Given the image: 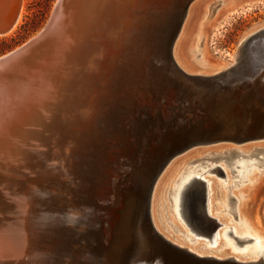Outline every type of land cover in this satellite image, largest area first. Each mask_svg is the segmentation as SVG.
<instances>
[{
  "label": "water",
  "instance_id": "95a60500",
  "mask_svg": "<svg viewBox=\"0 0 264 264\" xmlns=\"http://www.w3.org/2000/svg\"><path fill=\"white\" fill-rule=\"evenodd\" d=\"M109 1L111 3L108 4ZM123 1L101 0V3L97 5L98 7H94L93 16L88 12V21H84L81 35L77 36L72 46L65 51L64 58H58L57 51L60 48L58 45L64 40V35H67V37L70 35V29L65 30L66 25H64V22L66 15L76 6V1L74 0H58L50 16V22L46 23V27L36 38L0 57V83L11 78V76L31 72L34 69L46 66L49 62L54 63V67L57 69L58 86L64 80L69 86L73 82L67 97L72 108L73 104H79L84 101L87 95L85 93H88V90L92 89L89 85L91 81H94L93 72L95 69H92L90 65L81 66V63L76 62L81 54V50L85 46H92L93 43L98 45L99 50L91 60V62L96 63V58L99 59V56L104 58L108 52L102 45L104 41L103 37L110 38L114 42L112 43L111 55L108 59L115 67L114 79L115 77L118 79L115 83L118 90L115 91L116 97L109 108L108 120L116 133H127L130 127L129 119L133 118L130 120L133 121V131L131 130V132L137 133L139 143L138 153L132 152L130 156L126 157L127 161L132 160L131 164L127 166L128 172L122 175L121 180H114L112 182L108 200L105 201L104 205L99 206L100 210H103L102 212L107 211L109 215L107 220L102 221L97 218V221L95 220L90 229L84 228L82 233H80L83 238H86L83 245L86 252H88V258L79 264H112L114 261L118 264H156L154 258L156 254L159 255L160 264H264V259L262 258L257 261L243 262L233 258L221 259L211 256H198L185 251L183 248L172 246L156 232L151 221V192L154 183L161 171L173 158L197 146L218 142L243 144L264 139V120L262 119L258 125L253 124L252 120L248 123L247 120L249 116L253 118L255 114V112L248 111L250 106L252 110L254 109L252 107L253 98L258 99V101L261 100L260 95L256 92L261 91L260 89L262 88L259 86L261 83H264V56L261 57V50L264 48V30L249 36L239 44L238 52L241 53V59L233 68L229 69L219 78L213 80H207L206 77L189 78L177 69L171 55L166 51L168 33L174 25L178 23L182 25L187 15L185 10L182 13L171 11L169 16H165L159 22V30L155 35L153 34V36H156V39L154 40L152 36L155 41L154 46L149 48L151 55H148L147 51L149 49L146 47L150 41L152 46L153 40L151 38L146 39L147 36L145 34L149 27L144 25L145 19H141L140 21L138 18L128 17L131 20H135L131 27L134 34L132 40V44L134 41V45L131 51L125 50V45H123L124 35L119 34L117 35L118 40L114 39L116 26L127 17L120 15L115 9L117 2L122 3ZM103 2L104 5H102ZM107 4L111 9L109 10L110 16L105 22V20L100 18L99 12ZM112 16H118L116 18L118 24H116L113 30L105 31L109 27L110 23L108 22L111 21ZM69 22H71L70 19ZM138 26L139 31H137ZM120 37H123L122 42L119 40ZM254 41H256V44L254 43L255 47L251 50L250 46ZM120 47H122V52L118 53ZM130 52L133 54L131 59L127 55ZM147 55L149 59L145 64V68L148 73H152L150 77L151 83L157 81V84L153 86L155 87L154 89L150 87L148 90L152 95L151 105L136 108L134 97L140 85V81L137 79L144 78L143 74L139 72L145 69L141 68L140 64L143 63L142 60ZM100 59L99 62L102 60ZM254 61L257 63L255 66ZM68 63L71 65H68ZM259 64L260 66L257 68ZM98 66L99 64H97ZM147 82L149 83V81ZM73 86L74 89L81 88V90L75 92L74 89H71ZM192 86L195 87V91L191 90ZM22 87L20 86L16 91L14 90L13 95L15 98H12L13 102L10 104L6 102L0 104V112L3 109L7 110L6 118L13 119L14 121L17 120V117L19 119L21 116L24 118L31 115L35 120H42V124L25 125L23 127L24 132L49 133L45 129V125L56 123L58 126L62 116L61 111L57 112L56 110L44 113V111L36 108L37 106L35 108L32 107V103L36 101L37 103L42 101L43 104L50 106V103H48L50 98L48 96L44 97L45 100L42 98L40 100L38 98L36 100L32 99L22 109L23 101L28 98L29 93L31 95L30 91L35 87V82H32V84L27 83L25 86L26 94L24 99L18 98L16 95V92L21 90L20 88ZM139 89L141 88L139 87ZM251 93L253 95L249 96L248 94ZM222 99H225L224 101L229 104V107L224 111V115L229 116V127L233 130L231 132L233 133L232 135H217L222 129H219V125L215 122V119L209 117L210 115L208 114L207 101L212 103V100L220 101ZM262 99V103L264 104V98ZM243 100H248L246 105H242ZM60 105L59 110L63 108V104ZM127 120L128 123H126ZM155 139L158 140L157 144ZM28 151L31 152L30 150ZM140 159H144L145 161L141 162L139 161ZM227 163L230 166L234 162L231 159L227 160ZM140 166H145L146 171L144 175L137 172ZM239 167L241 166L236 165L232 169V172L235 173L236 168ZM214 171L218 175H224L223 170L219 166L207 172ZM192 180L191 187L185 192L183 204L184 216L182 218L194 233L210 236L220 224L206 211L205 181L197 177H193ZM141 195V214L144 220L143 225L145 229L143 230L145 233L142 231H139V233L143 234L141 236L144 239L146 238L148 243L147 249L137 246L135 242H130L127 246L123 244L122 240L125 241V238L122 230H120L121 224H123L124 218L127 216L125 213L128 211V208L130 209L128 201L131 202L132 200V204H135L134 198L139 200ZM53 218L46 215L40 220L43 228L39 234H41L44 240L48 241L52 249L59 250L63 254L70 244H72V231L60 223L57 226H61V233L56 231V236L49 235L47 231L52 228L51 225H54L51 223L54 221ZM134 219L138 221L136 212H134ZM7 227L4 219H0V264H27L30 259L27 253L21 257H17V255L13 256L11 254V247L7 248L8 244L4 242L9 235ZM128 230L131 232V240L134 241L135 234L138 233L137 229L129 226ZM227 234L232 235V231H228ZM31 235L38 242L44 244L39 239V236L34 235L33 232H31ZM234 238L238 241L236 237ZM154 248L156 249L154 250ZM141 249H144L143 252L145 254L137 253ZM107 253H110V255H106ZM132 253H134V256H132ZM103 254L106 256V258L104 257V261H102ZM139 255H142V257Z\"/></svg>",
  "mask_w": 264,
  "mask_h": 264
},
{
  "label": "rangeland",
  "instance_id": "374dc122",
  "mask_svg": "<svg viewBox=\"0 0 264 264\" xmlns=\"http://www.w3.org/2000/svg\"><path fill=\"white\" fill-rule=\"evenodd\" d=\"M10 1L4 0L5 3L2 2L1 4L0 13L3 16H7V13L11 10L13 2L11 3ZM57 1L58 0H22V14L19 24L10 34L0 35V57L18 49L20 46L33 39L50 19ZM222 3L223 0H124L122 3L117 2L115 9L120 15L127 17L132 16L138 18L140 21L141 19H145L144 25L149 27L145 34L147 36L146 39L151 38L153 40L154 38L155 40L156 36H153V34L155 35L157 33L159 30L158 24L165 16H169L171 11L182 13L185 10L187 15L182 23V25H184L189 10L193 6V12L190 14L189 20L187 19V24H190V21H192V28L190 29L186 50L189 58L188 62H190L195 69L199 66L196 63L200 62L201 54L205 56L202 62L208 61L213 64L222 63L230 65L242 39L250 32L264 25V0L252 1L249 9L247 8L228 19H223L225 9L220 6ZM117 17L118 16H112L111 21L108 22L110 25L105 31L113 30L116 24H118L116 20ZM137 31H139V26ZM104 34L105 32L103 36ZM103 38L104 41L102 45L108 52L105 54L106 56H104V58L99 56V59H102H100L101 62H99L97 58L95 59L100 69H97L98 66L93 72L94 81H91L89 85L92 89H89L88 93H85L87 95L83 101L86 105H93V117L84 118L82 115L84 108L80 106L82 104H73L71 108L73 114L71 116L74 117L72 119L61 116L58 129L55 132L40 133V138L46 140L45 143L41 144L34 142L35 146L27 145L24 147V149L34 152L37 161L42 163V167L47 171V174L41 172L36 173L35 168L31 167L15 166L9 169V174H7V177H4V182H0V202L3 203V206L7 204L5 209L1 210V219H4L6 224L14 221V218H16V199L19 195L21 197L24 195L29 201L30 214L28 218V227L30 229L32 228L33 234L35 233L36 236L38 235L42 243L48 244V241L44 240L41 234H39L43 228L40 220L46 215L52 218L54 217V221L58 224L61 223V225H64L72 231V244H70L64 253L65 255L61 258L62 264H79L88 258V252H86L83 245L84 239L86 238H83L80 233H82L84 228H87V230L88 228L90 229L95 220L97 221V218L102 221L107 220L109 216L107 211L102 212L103 210H100L99 206L104 205L105 201L108 200L112 182L114 180H121L122 175L128 172L127 166L131 164L132 160L127 161L126 157L130 156L132 152L138 153L139 143L137 133L131 132V130L133 131V121L130 120L133 118L131 117V119H129L130 127L127 133H116L108 120V111L116 97L115 91L118 90L115 84L118 79L116 77V80L114 79L115 67L108 59L111 55L112 43L114 42L110 38ZM119 40L122 42L123 37H120ZM154 40L152 46L150 41L146 48L149 49L153 47ZM255 42L256 41L251 43V50L255 47ZM148 51V55H151L150 49ZM119 52H122V47ZM148 59L147 56L142 60L143 63L140 64L141 68H145ZM111 69H113V71ZM195 70L199 71L198 68ZM207 72L211 73L210 71ZM139 73L143 74L144 78L137 79L140 81L139 87L141 89L138 87V92L134 97L136 108L151 105L152 95L148 90L150 87L154 89L155 87L153 86L157 84V81H153V85H151L150 77L152 73H148L146 68ZM147 81H149V83ZM126 123H128V120ZM254 142L256 143L255 145ZM233 144L234 143L231 145L230 142H218L210 144L212 146H197L196 148L193 147V149H189L192 150L190 154H192L193 157L190 155H187V157L185 155L183 157L181 156L183 153L176 156V164L171 163L174 165L173 172H169L171 170L170 168L169 170H165L161 176L162 180L164 178L168 179L165 181V190L160 197L155 199V216L161 230L168 235L169 238L182 244V246H189L187 248H193L192 250L195 249V251L197 249V252L201 254L210 253L208 256L212 255L219 257L224 252L229 251V256L233 255L238 257L239 254L243 253L245 250H254L257 246V239L261 240V244L264 246V238H260L257 234L252 232V230L248 228L249 223H243L238 212V204H240L239 202L243 195H246L249 207L248 210L250 211V217L253 223L255 221L259 222V225L264 229V153H262L264 152V150L262 151V148H264V139L243 143L245 147L242 144V146L240 144ZM250 144L253 145L251 146ZM248 145L249 148H247ZM213 146L215 147L213 148ZM210 147H212L213 150ZM67 149H70V151H66ZM228 149H231L230 153L232 151L234 152L232 153L234 155H230V157L234 158H231L234 163L230 166L226 163V157L229 156H226L229 152ZM224 150H227V153ZM255 150L259 152L257 153ZM236 152L237 155L235 154ZM251 152L256 153L258 156H255L254 153L252 154ZM211 153L214 154L211 155ZM65 154H69L70 160H64ZM250 155L251 158H249ZM234 156L238 160L235 159ZM240 156H242V158ZM244 157L246 158L243 159ZM202 158H204V160ZM224 158H226V160ZM262 158L263 160L261 161ZM259 159L260 161H258ZM205 161H208L207 164H205ZM55 162L57 164H55ZM201 162L204 164L202 165ZM215 165L222 168L224 175H218L215 171L207 172L216 167ZM236 165H240L241 167L236 168V172L233 173L232 169L235 168ZM64 168L70 170L68 174L63 173ZM188 168L189 170L186 171ZM195 168L196 170L194 171L193 169ZM13 169H17V172H14ZM20 170L21 172H19ZM190 170L194 171L192 172V177H197L202 180L205 179L206 204L207 206L211 204L210 208L213 212V218L220 224L216 231L210 234V236L201 235V238L199 235L201 239L192 231L194 233L193 235V233L190 232V227L185 223V220L182 218L183 222L181 217L174 212L175 185L177 184V188L180 184L178 182H182L186 176L191 177ZM188 172L190 174L187 175ZM180 176L181 178L179 181ZM240 178L242 179L240 180ZM55 182H59L61 186H54ZM229 185L232 186L230 187ZM66 188H68V190H66ZM209 197L210 199H208ZM228 198H230V200H228ZM71 215H75L74 217L77 218L76 224H71L68 221ZM103 215L105 216L103 217ZM230 230L232 231V235H227V231ZM217 234H219V237ZM234 236L244 240V242L239 245ZM192 239L196 243H194ZM249 239L251 241H246ZM210 240H214L215 243L213 245L210 244L211 242L208 244ZM234 241L236 242L234 243ZM205 243L209 246L211 245V247H208ZM203 245L206 249L203 248ZM215 246L217 247L215 248ZM235 246L237 250L235 248L234 250L236 251L233 250ZM213 247L216 251H213ZM213 253H215V255ZM256 258L258 259L259 257Z\"/></svg>",
  "mask_w": 264,
  "mask_h": 264
},
{
  "label": "bare ground",
  "instance_id": "6f19581e",
  "mask_svg": "<svg viewBox=\"0 0 264 264\" xmlns=\"http://www.w3.org/2000/svg\"><path fill=\"white\" fill-rule=\"evenodd\" d=\"M71 1H73V0H71ZM74 1H76V6H74L71 9V11L67 13L66 20L64 22V25H66L65 26V30L66 29H68V30L70 29V31H69V34L70 35L68 37H67V35H64L65 38H64V40H62L63 43H62V41L61 42L59 41L60 44L58 46L60 48L57 51L58 58H60V57L64 58L65 51L72 46V43L75 42L77 36L81 35L82 25L85 23L84 21H88V15H87L88 12H90L92 14V16H93V14H94L93 13L94 7H98L97 5H99L101 3V0H74ZM145 1H147V0H145ZM252 1H255V0H227V1H224L223 0L222 5H220L222 8L225 9L224 10L225 15H224L223 19H228L229 17H231V16H233L235 14H238V13L244 11L247 8L249 9L251 7ZM2 2H4V0H0V8L2 6L1 5ZM10 2L11 3L13 2V5H12V7L10 6L11 7V10L9 11V13H7V16H3L0 13V30H1L0 31V35H8V34H10L17 27V25L19 24L20 19H21V14H22V10H21L22 9V0H11ZM109 3H111V1H109L108 4ZM108 4H107V6L104 7V9L100 10V12H99L100 18H102L103 20H105V22L108 20V17L110 16V11L109 10L111 8L108 7ZM102 5H104V2L102 3ZM192 7L189 10V13H188V16H187V19L188 20H189L190 14L193 12V9H194V7L193 8ZM7 9H9V8H7ZM128 17H125L120 22V24L118 26H116V32H115L116 35H114V39L118 40L117 35L123 34L124 35V43H123V45H125V50L126 51L127 50L128 51H131L132 48H133V45H134V41H133V44H132V40L134 38L133 37L134 34H133V31H132V28L131 27L134 24L135 20H131ZM69 19L71 20V22H69ZM187 19H186V22L184 23V25H181L180 23H178L177 25H174L170 29V31L168 33V36H167V42H166V48L167 49H166V51H167V53H169L171 55V58H172L174 64L176 65L177 69L180 72H182L186 77H189V78L197 79V78H200V77H206L207 80H213L215 78H219L221 75H223L224 73H226L229 69L233 68L235 66V64L241 59V53H239L238 50H237L236 54L233 56L234 59H233L232 63H230V65L229 64L228 65H225V64H222V63H220V64H213V63H209L208 61L207 62H202V61H204L205 56H203L201 54V58H200L201 60H200V62H197L196 63L197 65H199V66H197V68L199 69L200 72L198 70H195L197 68L194 69L192 67V64H190V62H188L189 61L188 60L189 58H188L187 50H186L187 49V46H188V38H189L190 29L192 28V21H190V24H187ZM49 22L50 21L48 20L47 23H49ZM105 22H104V24L106 25ZM45 27H46V25L44 26V28ZM44 28L34 38H36L44 30ZM263 30H264V25L261 26V27H259V28H257V29H255L254 31L250 32L248 35H246L242 39V41L240 42V44L245 39H247L249 36H251V35H253V34L257 33V32L263 31ZM66 39H67V41H65ZM95 45L96 44L93 43L92 46H88V47L85 46V48H83L81 50V54L79 55V58H77L76 62L77 63H81V66H83V65H90V67L92 69H96L97 64L94 63V62H91V60L94 57L95 53H97L98 50H99L98 49V45H96V46ZM120 49H121V47H120ZM118 53H119V51H118ZM261 53H262L261 57H263L264 56V48L261 50ZM127 55L129 56L130 59L133 57L132 52L127 53ZM98 56H99V53H98ZM69 64L70 63H68V65ZM255 64H257V63H255V61H254V66H255ZM54 66H55L54 63H50L49 62L48 64H46V66H42V67H40V68H38L36 70L34 69V70H32L31 72H28V73H23L22 75H18L17 74V75L11 76V78H8L7 80L3 81L2 82L3 84L0 83L1 84L0 85V104L3 103V102H6L7 104H10L11 102H13V99L12 98H15V96L13 95L14 94L13 92H14V90L16 91V89L19 88L20 86H23V87L20 88L21 90H18V92H16V95H17L18 98L24 99L25 94H26V91H25L26 88H25V86L27 85V83L32 84V82H35V87L30 91L31 92V95L29 93L28 98H26L25 101H23L24 103L22 105V109L25 106V104L31 102L32 99H35L36 100L38 98V100H40V98L44 99L45 96L46 97L48 96L50 98L49 99V102H48V103H50V106L43 104L42 101H40L38 103L36 101V102L32 103V107L35 108L37 106L36 108H39L41 111H44V113H46L48 111L54 112L56 110H57V112L58 111L59 112L61 111L62 117H67V118H71L72 119L74 116H71L73 114V112L71 110L70 102L68 101V98L67 97H68V94L70 92V86H72L71 84H73V82H71V84L69 86L66 83V81L64 80V82L61 85L58 86L59 83H58V79L56 77L57 69H55ZM259 66H260V64L257 65V68H259ZM97 69H100V66ZM111 70L113 71V69H111ZM207 71H210L211 73H208ZM69 81H71V80L69 79ZM259 87L262 88V89L259 88L261 91L260 92H256V93L260 95L261 100L258 101V99H254L253 98V101H252V104L253 105H252V107L255 109V111H253L254 109L253 110L251 109V106H250V109L248 111L249 112H253V113L255 112V114H254V117L253 118H251L249 116L248 119H247L248 120V123L251 122V120H252L253 121V124H255V125L256 124L258 125L261 122L262 119L264 120V104L262 103V101H263L262 98H264V83H261ZM71 89L73 90L74 89V86H73V88L71 87ZM74 90H75V92H78V91L81 90V88H77V89H74ZM191 90H194L195 91V87L192 86ZM107 92H108V90H107ZM248 95L250 96V95H253V94L251 93V94H248ZM100 96H101V94H100ZM224 100L223 99L220 100V101L219 100L218 101L215 100L216 102L214 100H212V103L210 101H207L206 106H207L208 114L210 115L209 117L214 118L215 119V122L219 125V129H222L221 132L219 134H217V135H220V134L221 135H225V134L232 135L233 133H231V132H233V130L229 127L230 126V123H229V120H228L229 119V116H225L224 115V111L229 107V104L226 103ZM208 102L211 105L210 104L208 105ZM247 102H248V100H243V102H242L243 104L242 105H246ZM60 104H63V108H61V110H59V107L61 106ZM80 104H82L80 106H82V108H84V110L82 111L83 117L84 118H92L93 117V111H94L93 110V105L92 104L86 105L85 102H81ZM19 109L21 110L20 107H19ZM0 113H1L0 114V182H2V181L4 182V177H7V174H9V171H10L9 169L12 168V167L14 168L15 166L16 167H18V166L19 167L20 166H24L26 168L27 167H31V168H35L36 173L41 172L43 174H47V171H45V169H43V167H42L43 166L42 163L37 161V158H36V155L34 154V152L31 151V150H30L31 152H29L28 149H25L24 150V147L27 146V145H29V146L30 145L31 146L34 145L35 146L34 142L41 143V144L46 142V140H43V139L40 138V133H28V132H24V130H23V127L25 125H41L42 124V122H41L42 120H40V119L35 120L33 118V116L27 114L28 117L22 118V116H21V118H19V119L17 117V120L18 121L16 120L17 121V123H16V121H14L13 119L10 120V119H7L6 118L7 117V110L3 109L2 112H0ZM45 129L48 130L49 133H53L54 131H56L58 129V126L56 125V123H54V124L52 123L51 125L50 124L49 125H45ZM257 134H259V133H257ZM157 143H158V140H156V144ZM230 144L232 145V143H230ZM255 144L256 143L254 142V145ZM215 145H217V144H215ZM210 146H212V145H210ZM204 147H205V145H204ZM214 147L215 146H213V148ZM226 147H228V146H226ZM210 148L212 149V147H210ZM247 148H249V145H248ZM231 149H234V148H231ZM240 149H241V147H240ZM230 150H229L228 153L226 152L227 150L226 151L224 150L227 153L226 156L229 155L228 157H226L227 160H231V158H233V157H230V155H234V154H232L234 152L232 151L230 153ZM260 150H261V148H260ZM263 150H264V148H262V151ZM66 151L69 152L70 149H67ZM186 151H184L183 154L181 153L182 154L181 156H183V157L185 155H186V157H187V155L188 156L189 155L192 156V154H190V152L192 150H189L188 149V151L187 152ZM262 151H260V152H262ZM255 152H257V151L255 150ZM262 153H264V152H262ZM212 154H214V153H211V155ZM235 154L237 155V152ZM65 155L66 156H64V160H67V159L70 160L69 154H65ZM251 155H250L249 158H251ZM254 155L255 156H258L256 153H254ZM216 156H218V155H216ZM242 156H244V155H242ZM242 156H240V157L242 158ZM247 156H248V154H247ZM204 158H202V159L204 160ZM226 158H224V159L226 160ZM245 158L246 157H244L243 159H245ZM173 159H175V158H173ZM235 159H237V158L235 157ZM255 159H256V157H255ZM205 160H207V159H205ZM227 160H226V163H227ZM262 160H263V158L261 159V161ZM139 161L142 162V161H145V160L144 159L143 160L140 159ZM171 161L166 165V167L158 175V177H157V179H156V181L154 183L152 192H151V199H152V201H151V221H152V225L155 228L156 232L159 235H161L166 241H168L172 246H175V247H178V248H183V249H185V251H189V252L194 253V254H196L198 256H203V255L208 256V255H210V253L207 254L205 252L206 254H201V253L197 252V249H196V251H195V249L192 250L193 248L191 249V248H187L189 246H187V247L186 246H182V244H180L178 242H175L174 240H172L171 238H169L168 235H166L161 230L158 222L156 221L157 219H156V216H155V209H154V207H155V199L158 198V197H160V195L162 194V192L165 190L164 189L165 181L168 180L166 178H164L165 180L164 179L163 180L161 179V176H162L163 172L165 170H169L170 168H171V170L169 171L170 173H172L173 170H174L173 169L174 168V165L173 164L176 162V159L173 162H171ZM209 161H210V159H209ZM258 161H260V159ZM207 162L205 161V164H207ZM212 162H213V160H212ZM249 162H250V160H249ZM171 163H173V164H171ZM201 163H200V166H201ZM55 164H57V163L55 162ZM203 164L204 163H202V165ZM215 164H216V162H215ZM175 166H177V165H175ZM215 166H217V165H215ZM223 169H224V167H223ZM16 170L17 169H15L14 172ZM21 170L19 172H21ZM187 170H189V168L186 169V171ZM193 170L195 171L196 168L193 169ZM69 171H70L69 169L68 170L65 169V168L63 169V173H65V174H68ZM145 171H146L145 170V166H143V167L140 166L139 169H137V172H139L141 175H144ZM194 171H191V177H187L186 176L182 180V182H178L180 184H179V186L177 188H176V185L177 184L175 185V188L173 187L174 188V193H175V195H174V197H175L174 198V209H175V211L174 212L179 217H181V220L182 221H183L182 216H184V205L183 204H184L185 192L192 185V182H193V180H192L193 179L192 172H194ZM24 173H26V172H24ZM14 174H16V173H14ZM188 174H190V173L188 172L187 175ZM29 175H31V174H29ZM10 176H12V175H10ZM18 177H20V176H18ZM180 178H181V176L179 177V181H180ZM30 179H28V180L31 181ZM241 179L242 178H240V180ZM239 182H238V184H239ZM236 183H237V181H236ZM55 185L61 186V184L59 182H55L54 183V186ZM227 188H228V186H227ZM66 190H68V188H66ZM190 194H192V193H190ZM190 194H189V196H190ZM134 199L136 201L135 204H132V200H131V202L128 201L131 211L128 208V211L125 213V214H127V216H125L124 222H123V224H121V227H120V230H122V232L124 234V238H125L124 239L125 241L122 240V243L123 244H126V246H127L130 242H133V243L135 242V244H137V246H142V248L147 249L146 248V247H148L147 240H146V238L144 239L143 236H141V235H143L142 233H139V231H142V232L145 233V231L143 230V229H145L144 228V225H143V221L144 220H143V217H142V214H141L142 213V211H141V209H142V195L139 198V200L136 199V198H134ZM208 199H210V197ZM228 200H230V198H228ZM234 201H235V198H234ZM28 202L29 201L26 199V196H24V195L22 197L19 195V197H17V199H16L15 211L17 210L16 211L17 212V216H16V218H14V221H12V222L9 221L10 223H7V226L8 227L6 228L9 231L8 237L4 240V242H7V244H8L7 248H10L11 247V251H12L11 254H13V256H16L17 255V257L18 256L21 257L22 255H25L27 253L28 256H29V258H30L29 259V262L27 264H62L61 258L64 256V253L62 254L61 252H59V250L52 249V247L49 246V243L48 244H41L40 242H38V240L35 237H33L31 235L32 228L30 229L28 227L29 226V224H28V218H29V214H30ZM169 202H170V200H169ZM228 202H230V201H228ZM239 203L240 204H238V212H239V215H240V218H241L242 222L243 223L244 222H248L249 223L248 228H250L252 230V232H254L255 234H257L260 238H264V229L259 225V222L255 221L253 223V221H252V219L250 217V211L248 210L249 207H248L247 196L246 195H243V197H242V199L240 200ZM210 205H208L209 207L207 206L206 211H207V213L210 216L214 217L213 214H212L213 212H212V210L210 208ZM229 205H230V203H229ZM5 206H3V203L0 202V219L2 217L1 216L2 215L1 214V210L5 209ZM132 209H133V211H132ZM134 212H136V216L138 218V221L136 219H134ZM74 216L75 215H71L68 218L69 219L68 221L71 224H73V223L76 224L77 223V220H76L77 218L74 217ZM251 221H252V223H251ZM51 223H53L55 226L54 225H51L52 228L49 227L50 230L47 231L49 233V235L56 236V233H55L56 231L57 232L59 231L58 233H61V228H60L61 226L60 225L57 226L58 223L56 221H52ZM53 226H54V228H53ZM129 226H133L135 229H137V232L139 233V234L138 233L135 234L134 241L131 240L132 239L131 238V232H129V230H128ZM231 230H232V228H231ZM190 232H192V231L190 230ZM217 233H218V231H217ZM34 235H35V233H34ZM193 235H194V233H193ZM195 235H197V234H195ZM199 235H197V236L199 237ZM218 235L219 234H217V236ZM200 237H201V235H200ZM191 238H192V236H191ZM193 239H194V236H193ZM193 239H192V241H193ZM204 239H206V238H204ZM208 239H209V237H208ZM196 241H199V240L197 239ZM211 241H213V242L210 243ZM217 241H218V239H217ZM235 242L236 241H234V243ZM194 243H196V242H194ZM209 243L213 245L215 243V241L214 240H210L208 242V244ZM205 244L208 245L207 243H205ZM0 246H1V242H0ZM208 247H211V245L210 246L208 245ZM216 247L217 246H215V248ZM203 248H205V246ZM215 248L213 247V249H214L213 251H216ZM234 248L236 249V246L233 247V250H234ZM144 249L138 250L137 253L138 254L140 253L142 255L145 254L143 252ZM155 249L156 248H154V250ZM236 250H234V251H236ZM199 251H201V250H199ZM203 251H204V249H203ZM209 252H210V250H209ZM228 252H224L219 257L218 256H212V255H211V257H216V258H221V259L233 258V259H236V260H239V261H243V262H246V261H257L260 258L264 259V246H262L261 240H258V239H257V246H256V248L254 250L253 249L251 251L245 250L243 253L239 254L238 257L237 256H233V255L232 256H229V253ZM213 254L215 255V253H213ZM106 255H110V253H107ZM130 255H131V253H130ZM142 255H139V256L142 257ZM132 256H134V253H132ZM104 257L106 258V256L103 254L102 261H104ZM256 257H259V258L257 259ZM154 258L156 260V264H160L159 263V255L156 254V256ZM242 259H244V260H242ZM246 259H249V260H246ZM255 259H257V260H255ZM67 260H69V259H67ZM99 263H102V262H99ZM112 264H118V263L116 261H114Z\"/></svg>",
  "mask_w": 264,
  "mask_h": 264
},
{
  "label": "flooded vegetation",
  "instance_id": "af4514ba",
  "mask_svg": "<svg viewBox=\"0 0 264 264\" xmlns=\"http://www.w3.org/2000/svg\"><path fill=\"white\" fill-rule=\"evenodd\" d=\"M197 235H199V234H197ZM201 235V234H200ZM234 237H236V236H234ZM237 239H238V244L240 245V244H242V242H244V240H241V239H239L238 237H236ZM246 241H251L250 239L249 240H246ZM213 241H211V243H212Z\"/></svg>",
  "mask_w": 264,
  "mask_h": 264
}]
</instances>
